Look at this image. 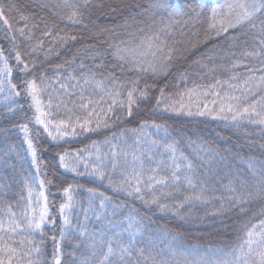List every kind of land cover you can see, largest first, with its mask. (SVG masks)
Wrapping results in <instances>:
<instances>
[{
	"label": "trees",
	"instance_id": "obj_1",
	"mask_svg": "<svg viewBox=\"0 0 264 264\" xmlns=\"http://www.w3.org/2000/svg\"><path fill=\"white\" fill-rule=\"evenodd\" d=\"M154 2L0 0V7L12 25L11 35L16 37V50L31 69L29 72L22 71V66H18L13 56L9 55L13 42L8 35L9 29L0 21V47L9 56L13 69L11 80L20 91L19 96H10L7 86L0 90V219L7 220L9 207L17 218L20 217L28 206L29 186L33 189L34 208L36 193L44 192L50 219H54L55 223L46 222L43 235L26 229L14 236L16 241L26 238V247H33L27 244V240L34 239L41 253H33L31 258H38L39 264H52L57 245L62 253L61 264H99L110 237L120 232L123 233L119 237L122 242H129L127 225L130 214L142 226L133 242L132 255L125 257L130 264H136L137 260L152 264L153 258L166 264H219L226 258L236 259L246 232L264 220V125L177 114L165 111L163 104L160 107L156 105L161 89L175 99L177 93L193 86L209 87L217 80H228L233 72L249 74L245 67L232 69L235 60H243L252 67L262 66L259 58L245 59L240 54L259 46L264 14L256 18L255 28L230 29L227 33L216 35L215 30L209 27L210 9L224 0H198L206 9L199 21L185 17L170 28L169 18L152 7ZM169 3L173 6L179 4L186 9L192 0H169ZM73 12L81 23L69 20ZM21 15L26 16L27 20H21ZM20 28L24 29L25 36L20 35ZM161 29L166 31L162 32ZM47 32L52 35H46ZM156 35L166 42V51L173 49V59L169 62L166 75L139 72L130 58L121 60L117 55L118 49L139 47L145 38ZM60 36H75L76 39L63 43L58 39ZM233 37L238 39L234 40ZM41 41L42 46L37 47ZM155 43L159 44L160 41ZM33 47L37 48L36 52H32ZM120 55L125 54L121 52ZM33 61L35 68H32ZM93 74L96 80L104 82L106 88H113L114 81L124 84L122 98L126 97L130 82L139 79V88L151 85L149 96L133 106L131 116L126 114L124 108L116 106L108 117L111 127L83 131L82 134L77 129L76 136L66 137L59 143L52 142L42 130L37 138L38 126L33 123L31 97L22 90L24 80L35 77L39 82L43 76L51 84L41 93L45 104L49 98L52 100L49 118L59 121L72 117L74 122L76 117L87 115L80 104L87 103L88 98L99 102V107L107 108L108 98L104 93L94 84L84 85V80ZM181 74H184V79H181ZM70 76L76 79L72 80ZM77 80L80 81L79 85ZM58 81L66 83L68 88H60ZM226 90L225 85L221 91ZM81 95L85 97L84 101H81ZM262 95L264 89L249 95L248 102L256 101ZM88 107L92 108L93 105ZM145 123L148 127L141 136L139 133ZM21 124H27L31 130L41 168L39 174L31 162L24 133L19 127ZM152 124L161 128L151 127ZM94 143L96 147H93ZM168 144H174L177 153L187 157V161L177 157L180 165L177 175L181 177L178 184L171 182L173 161L172 154L165 151ZM97 148L102 164L96 159ZM65 151L80 156L83 163L78 171L83 172V164L89 165V172L99 166L105 179L65 171L59 165L57 155ZM112 151L121 153L116 157L118 163L115 169L112 167ZM125 152L127 156L123 155ZM132 153L143 160L145 183L149 170L156 167H159L160 176L169 178L166 187L157 185L152 191L141 185L145 199H153L155 193L158 198L156 204H145L139 199L140 194L129 196L126 191H115L114 187L109 186L111 179L113 186L127 187L121 173L131 172L133 167L139 168V162L133 164ZM188 161L193 165L191 171L184 167ZM185 175L193 178L195 189L184 181ZM37 176L45 181L44 189L40 188L38 180L33 179ZM69 185L73 186L72 195L76 202L71 209L72 224L84 225V213L88 212L86 227L90 233H95V248L89 247L90 241L80 236L76 227L64 230V239H60L63 221L59 206L66 202L63 189ZM88 189L109 198L103 210L100 208L101 197L92 196ZM201 189L204 190L203 199L186 201L187 196L199 193ZM90 202L92 211H88ZM39 203L42 207V198ZM180 204L183 207H178ZM161 205H167V208L162 209ZM93 212H102L101 218L96 219ZM53 236L56 237L55 241ZM15 246L21 247L18 243ZM139 250H143V257ZM24 259L27 261L29 257ZM116 259L110 257V260Z\"/></svg>",
	"mask_w": 264,
	"mask_h": 264
},
{
	"label": "snow or ice",
	"instance_id": "obj_2",
	"mask_svg": "<svg viewBox=\"0 0 264 264\" xmlns=\"http://www.w3.org/2000/svg\"><path fill=\"white\" fill-rule=\"evenodd\" d=\"M152 7L158 9L160 12L167 15L169 18L170 28L173 23H180L185 17L188 19L199 21L203 13L206 11L205 5L199 3L198 0H192V3L187 5V8H182L181 5L177 4L173 6L169 3V0H155ZM264 14V0H224L223 3L216 7L210 9V25L211 29L215 30L216 35L222 33H227L230 29H237L243 27L255 28V20L258 15ZM21 20H27L26 16L21 15ZM72 23H81V20L75 12L69 17ZM0 21L9 29V38L13 42V48L9 55L13 56L18 66H22L21 70L24 72H29V63L22 59L21 53L16 50L14 35H11L12 25L9 19L5 15V11L0 7ZM187 22L186 20L184 21ZM27 25H25L26 27ZM161 31H166V29H161ZM20 35L25 36L23 28L19 29ZM46 35H52L51 32L45 33ZM261 38L259 39V46L252 51H244L240 55L243 58L256 57L260 59V67H252L243 62V60H235L232 63V69L245 67L249 74L243 75L239 72H233L228 80L220 81L217 80L214 84L209 87L193 86L186 89L182 93H177L176 97L168 96L165 94L164 90H160L159 98L156 101L157 107L161 104L164 106L165 111H171L174 113H185L188 116H211L213 119H221L230 122H240L247 121L249 123L264 125V95H262L258 100L251 103L248 102L249 95H255L256 91L264 89V23H262L260 28ZM30 39L31 37H26ZM61 42L67 43L68 40H75V36H60L58 38ZM234 40L238 37H233ZM155 41H160L159 44ZM43 42H40L39 46H42ZM165 41L160 39L159 35L153 36L151 38H145L139 47L136 48H124L118 49L117 55L121 60L130 58L135 70L139 72H151L154 76L156 75H166L170 68V61L173 59L172 52L173 49L169 48L165 50ZM37 48L33 47L32 52H36ZM51 49H49L50 51ZM123 52L125 55H120ZM158 54H161L158 56ZM233 56L236 53H232ZM151 57V59H148ZM146 65V67H145ZM32 68H35V62H32ZM12 66L9 64V56L5 54V51L0 47V90L5 86L10 89L9 95L19 96L20 91H17V85L11 80L12 76ZM261 73L256 75L255 73ZM184 74H181V79H184ZM70 79L75 80L74 76H70ZM60 88L67 89L68 85L62 81H58ZM79 85L80 81H76ZM94 84L96 88L100 89L104 93V96L108 98L107 108L99 107V102H94L91 98L87 99V103H81L80 107L87 111V115L83 118L76 117L74 122L72 117L67 120L53 121L49 118L52 100L48 99L47 104L41 99V93L47 88L51 87V84L45 81V78L41 76L39 82L37 78L24 80L23 91L31 97V107L34 108L33 123L37 125L36 137L38 138L41 130L47 134L52 142L59 143L69 136H76L77 129L83 131H96L101 127L108 128L112 124L109 122L108 117L113 114V110L116 106L124 108L128 116L132 115V109L134 105L138 104L140 99H147L149 96V87L151 85H145L143 88H139V79L130 82V86L126 90V97L122 98L121 90L125 88L124 84L119 81H114L113 88H106L103 81H98L95 76L87 78L84 80V85ZM227 86L226 91H221L224 86ZM211 97V99H208ZM81 101L85 100V97L81 95ZM103 100V97L101 98ZM63 103V101H61ZM89 105H93L89 108ZM257 105L260 106L259 110ZM59 107V105H57ZM66 107V105H65ZM195 109V110H193ZM71 111V109H69ZM116 119H119L117 117ZM94 123V126H93ZM20 130L24 133V139L27 143V150L31 156V162L36 167V172L39 174L41 171L40 165L38 163V153L37 147L35 146L32 137L31 130L27 124H21ZM148 127L147 123L142 126L139 135H143V132ZM151 127L161 128L160 125L152 124ZM166 131V129H165ZM115 135V134H114ZM139 140H137V143ZM155 144V141H152ZM93 147H96L95 143ZM165 151L172 154L173 168L171 173V182L173 184H178L181 177L177 175L180 171V165L177 163V157L179 159L187 161V157L182 154L177 153V149L174 144H168L165 146ZM58 163L67 172H72L76 175H94L100 180L105 179V174L99 166L93 167L91 172L88 171L89 165L83 164V172L78 171L80 164L83 161L80 159L78 154H70L65 151L62 154L58 153ZM121 155L117 151H112L111 156L113 157L112 167L115 169L118 161L116 157ZM127 156L128 153H123ZM132 161L135 165L139 162V168L133 167L131 172H122L124 180L127 187L113 186L111 179L108 183L110 187H114L115 191H126L129 196L134 194H140L139 199H141L145 204H156L158 198L153 193V199L147 200L142 194V187L144 186L148 191H152L157 185L167 186L169 183L168 177H163L159 175V167L152 168L149 170L147 175V182L144 180V164L140 156L132 153ZM96 159L102 164L99 149L97 148ZM160 163H163L161 161ZM188 170L193 169V165L190 161L186 162L184 165ZM34 180H38L41 189H44L45 181L39 179V176L33 177ZM184 181L190 188L195 189L196 184L190 175H185L183 177ZM51 183V181H49ZM92 196H99L100 208L103 210L109 198L104 196L103 193H97L93 189H88ZM64 196L66 197V202L59 206V214L63 221L62 231L60 239H64V230L76 227L80 236L86 237L89 241V247H96V236L95 233H90L87 229V221L89 219L88 212L84 213V225L74 226L71 220V209L76 205L73 199V186L69 185L63 189ZM204 190L201 189L199 193H193L186 197V201H191L193 199L201 200ZM37 201L36 207H32L33 203V189L28 187V206L21 213L20 217L17 218L15 212L12 211L11 207L8 208L7 220L0 219V264H39V259H33L32 254H40L41 248L35 246L34 239L27 240L28 245H34L33 247L25 246V239L19 241H14L13 237L17 233H23L27 229L31 233L39 232L43 235V228L46 222L52 224L55 223L54 219H50L49 209L47 204V196L43 191L36 193ZM43 199V206H40V199ZM178 207H183L180 204ZM161 208H167V205H161ZM88 211H92L91 202L89 203ZM96 219H100L101 213H95ZM111 223V222H109ZM141 227L139 220L135 219L131 214L128 218L127 230L129 231V242L124 244L119 237H122L123 233L117 232L114 236L110 237L107 241L106 252L103 255V259L99 264H130L129 261L125 260V257H130L133 250V242L138 233L141 232ZM259 229V231L257 230ZM7 237V239L5 238ZM52 239L55 241L56 237L53 236ZM19 244L21 247H16L14 244ZM115 245V247H114ZM140 251V256L143 257V250ZM233 251H236L235 249ZM240 255L236 259L226 258L219 262V264H264V220H261L258 225H253L247 232L246 238L243 240L239 249ZM24 257H29L25 261ZM110 257H116V260H110ZM62 253L59 245L53 251L52 264H61ZM84 264V262H82ZM136 264H143L142 260H137ZM152 264H166V262H157L154 258Z\"/></svg>",
	"mask_w": 264,
	"mask_h": 264
},
{
	"label": "rangeland",
	"instance_id": "obj_3",
	"mask_svg": "<svg viewBox=\"0 0 264 264\" xmlns=\"http://www.w3.org/2000/svg\"><path fill=\"white\" fill-rule=\"evenodd\" d=\"M33 109H34V108H33ZM13 240L16 241L14 237H13ZM14 246H15V244H14ZM25 261H26V260H25Z\"/></svg>",
	"mask_w": 264,
	"mask_h": 264
}]
</instances>
